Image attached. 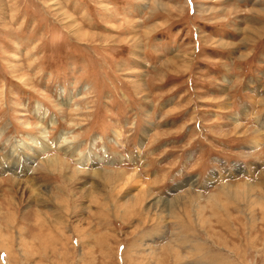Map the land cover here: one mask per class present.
I'll return each mask as SVG.
<instances>
[{"label": "rangeland", "instance_id": "1", "mask_svg": "<svg viewBox=\"0 0 264 264\" xmlns=\"http://www.w3.org/2000/svg\"><path fill=\"white\" fill-rule=\"evenodd\" d=\"M263 124L264 0H0V264H264Z\"/></svg>", "mask_w": 264, "mask_h": 264}, {"label": "bare ground", "instance_id": "2", "mask_svg": "<svg viewBox=\"0 0 264 264\" xmlns=\"http://www.w3.org/2000/svg\"><path fill=\"white\" fill-rule=\"evenodd\" d=\"M253 31V30H252ZM251 31V32H252ZM252 34H253V32H252ZM250 38V37H249ZM246 115V114H245ZM237 124V123H236ZM262 125V124H261ZM264 125V124H263ZM236 129H238V127H240V128H242V126H237L236 125ZM247 127V126H246ZM261 130H259V129H253V130H249V129H246L245 128V130H244V133L243 134H252L253 136H259L260 137V135H261ZM3 134V133H2ZM262 142V140L260 139V138H258V137H256L254 140H253V144H256V145H259L260 143ZM56 145H57V143H56ZM18 146V145H17ZM54 146V144L53 143H49V142H46L44 145H43V147H42V150L41 151H46V150H48V149H50V148H52ZM18 148H19V146H18ZM19 149H21V148H19ZM18 150H17V147H14L13 148V150H12V153L14 154L15 152H17ZM10 158V157H9ZM32 158V157H31ZM34 160V159H33ZM88 161H91V157H88V159H87ZM44 162H46V165H48V166H50L51 168H53L54 170H56L57 169V167H65L67 164L65 163V162H63L61 159H58L57 157H54V158H50V159H48V160H46V161H44ZM136 173H134V172H132V173H130L129 174V178L130 179H132V181H134V182H137V183H139L140 181H137L136 180ZM19 184H21V185H23V183H22V181L20 182H18ZM26 185V184H25ZM244 185V184H243ZM252 185V184H251ZM225 186H228V185H225ZM253 186V185H252ZM255 186V185H254ZM253 186V187H254ZM24 187V186H23ZM26 187H28L27 185H26ZM229 187V186H228ZM234 187V186H233ZM239 187V186H238ZM243 187V186H242ZM242 187H240V188H242ZM247 188H248V186H247ZM224 189V188H223ZM226 189V188H225ZM246 189V188H245ZM250 190H252V189H250ZM138 191V190H137ZM243 191H245V190H243ZM142 192H143V189H141V187H140V192L137 194H134L133 196H132V199H134L135 200V198H137L139 195H141L142 194ZM225 192V191H224ZM240 192V191H239ZM247 192V191H246ZM144 193V192H143ZM216 193V192H215ZM223 193V192H222ZM228 193V192H227ZM232 193H234V192H232ZM237 193V192H236ZM242 193V192H241ZM219 194H220V192H219ZM219 194H218V196H219ZM252 194V193H251ZM147 195V194H146ZM215 195V194H214ZM223 195H224V193H223ZM222 195V196H223ZM236 195V194H235ZM228 196V195H227ZM226 196V197H227ZM237 196V195H236ZM236 196H235V198H236ZM247 196V195H246ZM145 198V197H144ZM147 198V197H146ZM150 198V197H149ZM215 198V197H214ZM240 198H241V195H240ZM186 200H188V199H186ZM239 200V199H238ZM178 201V200H177ZM181 201V200H180ZM212 201H213V199H212ZM260 201V200H259ZM8 202H10V201H8ZM179 202V201H178ZM220 202V201H219ZM212 203V202H211ZM214 203V202H213ZM14 204V203H13ZM138 204V203H137ZM222 204V203H221ZM2 213H3V211H2ZM5 214V213H4ZM11 215V214H10ZM42 215V214H41ZM14 217V216H13ZM12 217V218H13ZM8 219V218H7ZM38 221H39V219H38ZM7 222V221H6ZM8 224V223H7Z\"/></svg>", "mask_w": 264, "mask_h": 264}]
</instances>
